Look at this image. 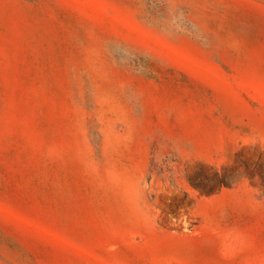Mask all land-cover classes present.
Masks as SVG:
<instances>
[{
	"label": "rangeland",
	"instance_id": "obj_1",
	"mask_svg": "<svg viewBox=\"0 0 264 264\" xmlns=\"http://www.w3.org/2000/svg\"><path fill=\"white\" fill-rule=\"evenodd\" d=\"M0 264H264V0H0Z\"/></svg>",
	"mask_w": 264,
	"mask_h": 264
}]
</instances>
